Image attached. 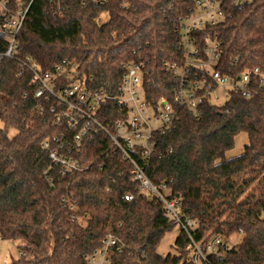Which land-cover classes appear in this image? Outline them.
Listing matches in <instances>:
<instances>
[{"label":"trees","instance_id":"16d2710c","mask_svg":"<svg viewBox=\"0 0 264 264\" xmlns=\"http://www.w3.org/2000/svg\"><path fill=\"white\" fill-rule=\"evenodd\" d=\"M220 2L225 19L198 34L199 48L205 46L206 33H216L221 48L217 70L264 73V0L242 7L234 0ZM21 7L29 10L14 59L0 62V240L19 242L21 257L14 264H88L106 239L109 199L118 240L110 250L111 264H188L190 242L183 230L175 252L159 254L164 238L178 226L165 217L157 198L139 193L132 164L110 149L108 136L85 142L77 154L83 170L62 175L55 168L43 142L63 129L53 124L48 110L44 118L33 117L41 101L27 60L43 72L66 62L112 95L122 85L125 65L143 62L147 102L172 100L179 82L165 67L185 62L180 26L196 2L62 0L59 7L50 0H10L11 11ZM8 47L0 39V52ZM252 87L251 98L233 92L221 106L208 100L196 112L175 106L178 119L169 131L154 134L156 149L144 166L153 185L165 183L170 199L182 200V220L197 223L190 230L196 240L206 232L226 241L243 235L224 252V264H264V88ZM118 108L110 102L102 110L101 120L110 129ZM241 134L248 136V144L229 159ZM126 195L134 199L127 201ZM94 215L104 217L84 226L73 223Z\"/></svg>","mask_w":264,"mask_h":264},{"label":"built area","instance_id":"2783aa9c","mask_svg":"<svg viewBox=\"0 0 264 264\" xmlns=\"http://www.w3.org/2000/svg\"><path fill=\"white\" fill-rule=\"evenodd\" d=\"M33 1L31 0V3ZM50 1L59 7L62 2ZM90 1L96 5H104L111 0ZM194 1L196 10L184 19L180 26V47L184 52L185 62L165 67L167 75L179 82L172 100L162 98L157 105L147 102L143 62L132 61L125 65L126 73L122 85L118 93L112 95L98 89L94 78L80 76L66 62L57 65L53 70L43 72L28 59L29 68L33 72V82L37 84L36 98L41 101L32 114L35 118H44L48 110L52 114L53 124L63 129L60 134L43 142V149L49 152L52 164L62 175L83 170L77 154L85 142L94 141L100 134H105L110 140V149L132 164L134 169L132 181L137 183L139 193L157 198L164 205L165 217L187 234L190 242L187 263L224 264V252L230 251L233 247L230 241L220 236L211 237L209 232L196 240L190 230H196L197 223L190 219L186 222L182 220V200L170 199L171 194L167 185L165 183L153 185L144 172V166L156 149L154 134L169 131L178 119L175 106L186 107L196 112L206 100L211 104L213 99L226 103L233 92L241 94L244 98H251L254 95L252 85L258 84L264 88V73L259 69L244 70L233 75L223 74L216 69L221 59V48L216 33H206L205 46L202 50L199 48L198 34L207 30L212 31L224 21L225 16L220 0ZM254 1L234 0L238 7ZM9 2L10 0H0V39L9 43L8 49L0 52V62L3 58L14 59L18 48L17 37L29 10V7H21L13 12L9 8ZM201 53L204 54V59H201ZM192 73L195 75L193 78ZM197 74L202 75L200 81L196 78ZM219 88L224 89L228 96L212 97ZM110 102L119 104L117 118L112 121L111 129L101 120L102 110ZM125 199L132 201L134 196L126 195ZM107 206L110 209V213L107 214L110 222L105 231L106 239L103 248L87 258L88 264H111L110 250L118 244L113 235L112 223L115 212L111 199L108 200ZM71 209L74 210L73 207ZM103 217L104 215L86 216L74 219L73 223L84 226L91 219Z\"/></svg>","mask_w":264,"mask_h":264},{"label":"rangeland","instance_id":"374dc122","mask_svg":"<svg viewBox=\"0 0 264 264\" xmlns=\"http://www.w3.org/2000/svg\"><path fill=\"white\" fill-rule=\"evenodd\" d=\"M228 96V93L224 92V89L219 88L215 90L212 97L221 98L222 96ZM213 105L221 106L225 103L223 100L214 101L213 99ZM0 126H2L0 124ZM248 144V136L246 134H241L236 139L235 148L228 153V158H235L241 155L244 151L245 145ZM101 217V216H97ZM82 223V222H81ZM84 224V223H83ZM180 228L177 227L172 233L168 234L160 248H159V254L163 257L168 256L169 254H173L175 252V242L180 235ZM243 240V235H235L231 237L230 244L231 246H235L239 244ZM19 242H13V241H2L0 240V264H14L17 262L20 257V250H19Z\"/></svg>","mask_w":264,"mask_h":264}]
</instances>
